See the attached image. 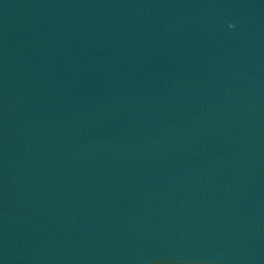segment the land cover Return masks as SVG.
Wrapping results in <instances>:
<instances>
[{"label": "water", "instance_id": "water-1", "mask_svg": "<svg viewBox=\"0 0 264 264\" xmlns=\"http://www.w3.org/2000/svg\"><path fill=\"white\" fill-rule=\"evenodd\" d=\"M0 264H264V0H0Z\"/></svg>", "mask_w": 264, "mask_h": 264}]
</instances>
